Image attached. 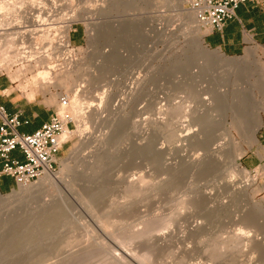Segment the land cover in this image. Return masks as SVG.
I'll list each match as a JSON object with an SVG mask.
<instances>
[{
	"label": "rangeland",
	"instance_id": "rangeland-1",
	"mask_svg": "<svg viewBox=\"0 0 264 264\" xmlns=\"http://www.w3.org/2000/svg\"><path fill=\"white\" fill-rule=\"evenodd\" d=\"M14 1L10 0L11 4L15 5ZM20 1L25 7L16 6L23 8L40 2ZM186 3L183 8L188 11ZM67 6L61 8V14H76L95 27L92 33L84 21L69 27V50L82 67L80 72L40 87L31 79L33 69L15 75V83L11 80L18 66L0 71V76L10 81L6 94L40 101L51 111L60 108L59 96L69 97L77 85L83 86L79 96L85 101V118L78 124L73 120L72 135L59 154V163L67 160L69 165L56 188L31 201H0V264H113L116 258L121 259L118 264H264V145L260 143L264 138V50L248 45L235 57L219 52L240 59L249 49H257V65L262 69H258L259 76L249 72L236 82L240 89L247 90L251 84L256 88L261 123L255 141L248 128L239 130L229 119L223 122V110L208 139L207 107L196 96L207 99L213 80L207 79V67L200 60L207 52H200L195 45L199 38L208 52L218 51L204 42L208 30L196 24L187 27L184 12L172 0H73ZM257 6L264 8V0ZM11 26L0 24L9 33L0 35V48L4 49L0 53L5 52L6 40L18 39V34L10 35ZM58 26L59 21L55 28ZM61 33L59 28L52 30L50 37ZM231 87L219 88L230 100ZM102 92L112 116L104 103L96 115L86 108ZM169 120L177 125L168 126L172 124ZM163 123H168V128ZM174 129L181 136L190 132V136L200 133L201 138L194 143L191 140L192 144L188 141V145L175 143L174 134L171 138ZM235 149L246 150L238 164L253 182L233 195L226 186V175L234 176L237 183L243 176L232 174L224 160ZM213 150H222L221 162L194 167V162L205 161L209 153L212 156ZM137 178L144 180L140 194L126 196V181ZM18 190L0 196L7 198ZM65 199L71 202L64 204ZM45 202L53 209L44 212ZM45 213L51 218L56 215V220L44 222L49 218ZM12 216L14 221L4 227ZM146 228L157 232L133 238ZM25 230L28 234L23 236ZM234 237L240 238L233 242Z\"/></svg>",
	"mask_w": 264,
	"mask_h": 264
},
{
	"label": "bare ground",
	"instance_id": "bare-ground-1",
	"mask_svg": "<svg viewBox=\"0 0 264 264\" xmlns=\"http://www.w3.org/2000/svg\"><path fill=\"white\" fill-rule=\"evenodd\" d=\"M6 1L7 2L9 1V3H5ZM17 1L18 0H16V4L19 3L22 5V2L20 0L19 1L21 3L17 2ZM13 2H15V1L13 0ZM25 2H26V0H25ZM27 2H28V0H27ZM30 2H31V0H30ZM59 2L60 1L57 2V0L56 1H54V0H40V2L35 3V4L33 2H32V4L29 3L30 6H27V8H23L21 6H16V4L15 5L11 4L12 2H10V0H4L3 3L0 2V24L1 25L3 23L12 24L11 30H13V31L10 32V35L16 36L18 34V39L15 38V39H11V40L10 39L6 40L5 47H4L5 52L3 51L4 52L3 53L1 51L2 54L0 53V71H3V70L7 71V70H10L11 68H13L14 66H18V69L15 70V74L13 75V78H12V81L14 83L16 82V79H18L15 75L19 76V75H22L23 73L25 74V71L27 69H31V70L33 69L35 71V74H34V76H32L31 79H32L33 83L39 84L40 87L41 86L44 87V86L50 85V84L52 85L55 80L60 78V76L70 77L71 75L76 74V73L81 71L82 67H79V65H77V63H75V60H73V58H71L72 52H71V50H69L70 45H69V40H68L69 27L72 23H74V22L76 23L78 21H81V22L84 21L85 26H87V25L91 26L92 27L91 33L95 31V27L92 26L93 23L91 21H89V19L79 18L78 15H76V14H74V15L73 14L69 15L68 13L67 14L65 13L66 15L64 13L61 14V12L63 11V10H61V8L63 7V8L67 9V7H68L67 5H69L71 2H73V0H64V2H62V4H57ZM172 3L174 4V6H176L178 8V10L184 12L183 15H184L185 24L187 27L191 28V25H193V24H196L195 27H197V25H199L198 21L196 20L195 14L193 12H191L190 10L185 11V9L183 8V4L185 3V0H172ZM22 6L25 7V3H23ZM100 7H102V6H100ZM101 10L99 11V13L101 12ZM96 11H97V9H96ZM96 14L98 15V11ZM91 15H92V13H91ZM58 21L61 24V26L60 27L58 26L55 28V26H57ZM58 28L62 30V33H61L62 35L59 37H56V38H51L50 35H51L52 30H54V32H55V30L57 31ZM0 31H1L0 35H5V36L9 35L8 31H6L5 29L0 28ZM197 33H198V30L196 29L194 31L195 37L198 35ZM19 34H22L24 36H22V38H20ZM4 39H6V38L4 37ZM195 40H196V44H195L196 47L201 49L200 52H207V54H206L207 56H205V58H202L200 60H204L203 62L205 63V65L207 67V79H209L211 77L212 78L211 81L213 80L211 82L213 84L212 85L213 88L212 87H211V89L209 88L210 91H209V89H207V99H202L201 95L196 96V100L201 99L203 101V103H201V104H204V106L207 107V109H206L207 110V112H206L207 113V137L209 135H211L213 128H214L213 126L216 125L217 115H218V113H220L219 111H221L222 113L224 111L223 114L221 113L222 115H224V118L222 117V121H223V119L224 120L227 119V121H228V119L231 120L232 122L229 121V125L231 122V124L233 123L231 126L235 125V127H239V130H240V127L242 129L244 128L243 129L244 131H246V128H248V130L251 132L250 136H252V138H250V139L252 140V142L255 141V139H256L255 134H256L257 130L259 129L260 123H261V108L259 107L261 104H260V102H258V100H256L257 98H255L256 95H255L254 90L256 88H255V85L251 84V85H249L250 88H248L247 90L240 89L239 87L237 88L236 82L246 73L251 72L252 74L257 75L258 69H259V72H260V70H262L257 65L258 64L257 63L258 60H256L257 49L251 48L246 52V54L243 58L232 59V58L225 57L224 55L219 53V51L208 52V50L205 48V46H203V44L199 38H197ZM6 48L8 49V54H6V51H7ZM0 50H4V49L0 48ZM9 51H10V53H9ZM200 55H201V53H200ZM204 55H205V53H204ZM212 74H214V75H212ZM257 76H259V75H257ZM66 79H68V78H66ZM62 81L64 83H66L65 79L64 80L61 79V82ZM87 83H89V81ZM208 83H210V82L208 81ZM64 85L66 86V84H64ZM223 85L232 86L231 87L232 88V99L231 100L228 98V95H224V94H221L222 92H219V88L223 87ZM82 87L83 86L77 85L76 91L72 92L71 93L72 95H68L69 96L68 99H69L70 104L66 110V113L69 114L71 116L72 120L76 121V123L79 121L82 122L84 120L83 118H85L84 113H83V110L85 109V106H84L85 101L79 96V92L81 91L80 88H82ZM78 88H79V90H78ZM22 89H24V88H22ZM32 96H33V94H30L28 98L32 100L33 99ZM59 98H60V96H59ZM193 98H194V95H193ZM95 102H98V105L94 104ZM91 103L92 104H88V105L86 104L88 106L86 108H89L91 111L94 112V114L98 113V109L101 105H103V103L105 105V108L107 107V109H108V107H109V109H110V106H108V105H110L109 100L106 99V94L103 92L95 95L93 97V100ZM206 107H204V108H206ZM175 109H176V107L174 108V111L176 112L177 109L176 110ZM58 110L60 112L63 111V109H61V108H59ZM110 110L112 111L110 114L112 116L113 110L112 109H110ZM159 110L157 111V113L160 111H163L162 113H166V114L168 113V111L164 112V110H160V111ZM117 113H119V112H116L115 116L118 115ZM164 116H165V114H164ZM117 118H118V116H117ZM177 118H179V117H177ZM171 121L169 120V122H171ZM163 122H165V121H163ZM80 124H82V123H80ZM167 124L168 123H166V125L164 124V127H166ZM176 125H177V123L175 124V120H174V122L172 121V124H170V123L168 124V126H172V128ZM168 126L166 128H168ZM77 127H79V126H76V128ZM235 127H234V129H235ZM175 129H176V127H175ZM171 133H172L171 134L172 139H173L172 135L174 134L173 136L175 138V143L176 142H183V143L187 142V145H188V141H190L189 143L192 144V143H194V141H198L199 138H201L200 137L201 135H199L200 133H196L193 136H190V132L181 136L178 134L177 130L172 131ZM78 134H80V132ZM71 135H72V132L68 133V134L65 132L62 136L63 141L69 140ZM171 138H170V141L172 140ZM208 139H209V137H208ZM191 140H193L192 143H191ZM172 142L174 143L173 140H172ZM249 142L251 143V141H249ZM207 147H209V143H208ZM248 147H250V144ZM237 150L235 149V152L231 153V155L226 158L227 160H224V163L226 165L227 164L230 165L231 169H229V168L228 169L230 170V172L232 174H240L241 176H243L242 181H239L237 183V181H235L234 176L229 177V174H228V176L226 175V177L229 178L227 183H226L227 184L226 186L229 187V190H231V193L234 192V193H232L233 195L241 193L244 190V188L246 189L245 186H247L249 184V182L252 181L251 179H250L251 180L250 181L249 178L246 176L247 171L245 169L241 168L238 164V160L245 153L246 150L245 149H241L240 151L239 150L237 151ZM221 151H219V150L214 151L213 150L212 156H209V155H211L209 153V155L207 156V159L206 160L204 159L205 161H203V159H202V161L199 160V162H197V163L194 162V164H193L194 167L198 166V168H199V166L201 167L202 164L203 165L209 164L208 166H210V165H212L210 163L221 162V156H219V152L221 154ZM208 152H209V150H208ZM67 164H68L67 160H64L60 163L58 161V168H59L58 173H55L54 175H45L44 177L39 179L40 181H39V183H37L36 186H34L32 184L28 187H20L17 193H14L7 198H2L0 196V201H3L5 203L6 201L4 199L7 200L8 198L9 199L14 198L15 201H17V200L18 201H20V200L31 201L36 196L43 194L45 191H48V190L53 189V188L55 189L56 188L55 184L61 178L64 167ZM226 172L228 173V171H226ZM143 183H144L143 178L130 179V180L126 181V186H125L126 187L125 188L126 194L125 195L126 196L130 195L131 197L137 196L138 194H140V192L142 190L141 188H142ZM68 193H69V191H68ZM67 199L64 200V204H66L67 202H71V201H67ZM61 200L63 201V199H61ZM4 205H6V204H4ZM184 205H182V206H184ZM42 206L44 207V212H45V210L49 211V210L53 209V206L51 205L50 202H45L44 205H42ZM59 208H61V207H59ZM66 209H68V208H66ZM57 211L60 212L61 210H58V208H57ZM26 213L27 212H25V214ZM178 213H179V211H178ZM46 214H47V217H49L48 213H45V215ZM49 214H51V213H49ZM61 214L64 217L65 214L62 213V211H61ZM29 215L30 214H28V216ZM62 215H61V217H62ZM55 216L56 215L52 216V218L49 217L44 222H49L48 220L51 218L50 219V223H51L52 220L57 217V216L56 217ZM14 218H15V216L8 218L5 221L6 223L4 222L5 224H3L4 227H6V226L9 227L8 225H10L14 221ZM45 219H46V217H45ZM55 220H53V221H55ZM168 225H169L168 222L165 223V226H168ZM160 229H161V227H160ZM26 231L27 230L21 231L23 236L28 234V233H25ZM145 231H138V232L134 233V236L132 234V236H133V238L137 239L140 236L143 237L144 234L146 235L147 232L150 233V231H151V234H152V232L154 233L156 230H155V228H154V230H151V229L148 230V228H146ZM20 238H22V237H20ZM238 238H240V237H238ZM238 238L234 237L233 239H235V240H233V242H235ZM122 254H124V257L127 256L126 253H122ZM145 257L147 258V256H145ZM126 258L133 260L132 258H130L129 255ZM119 259L118 258L114 259L113 264L120 263L121 259L120 260ZM143 259H144V257H143ZM132 262H134V261H132ZM143 263H144V261H143Z\"/></svg>",
	"mask_w": 264,
	"mask_h": 264
},
{
	"label": "built area",
	"instance_id": "built-area-1",
	"mask_svg": "<svg viewBox=\"0 0 264 264\" xmlns=\"http://www.w3.org/2000/svg\"><path fill=\"white\" fill-rule=\"evenodd\" d=\"M261 0H187L188 9L195 14L198 24L205 30L221 32L226 23L236 18V9L246 4H259ZM66 95L59 99L50 119L30 135L20 134L18 114L9 115L0 106V175L11 177L16 189L28 187L45 175H54L58 170L59 154L68 143L62 136L71 133L73 120L66 113L69 107ZM18 150L23 157L20 162L10 158ZM15 189V190H16ZM14 190V191H15Z\"/></svg>",
	"mask_w": 264,
	"mask_h": 264
},
{
	"label": "crops",
	"instance_id": "crops-1",
	"mask_svg": "<svg viewBox=\"0 0 264 264\" xmlns=\"http://www.w3.org/2000/svg\"><path fill=\"white\" fill-rule=\"evenodd\" d=\"M204 42L209 48L229 57L239 56L248 45H256L264 50V8L256 4L239 6L236 18L228 21L221 32L209 31L204 36ZM11 82L14 83L12 80ZM10 87L8 78L0 76V106L11 116L18 114L21 125L17 131L30 135L50 119L53 111L40 101H23L13 92L6 94ZM260 143L264 145V138ZM10 158L23 161L18 150L13 151ZM1 168L0 162V170ZM15 189V182L11 177L0 175V195L10 194Z\"/></svg>",
	"mask_w": 264,
	"mask_h": 264
}]
</instances>
